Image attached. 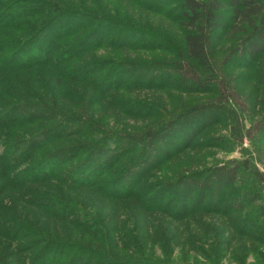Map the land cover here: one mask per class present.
<instances>
[{"label": "trees", "instance_id": "16d2710c", "mask_svg": "<svg viewBox=\"0 0 264 264\" xmlns=\"http://www.w3.org/2000/svg\"><path fill=\"white\" fill-rule=\"evenodd\" d=\"M110 1L0 0V136L12 139L0 140V195L9 188L26 191L40 214L37 224L30 222L23 214L28 207L16 209L18 199L5 207L10 215L0 213V238L28 239L10 255L1 253L0 264H168L175 248L186 258L185 249L202 242L218 246L214 239L221 236L209 238L207 221L197 233L188 229L202 219L196 214L208 215L213 205L225 217V193L245 183L241 171L249 167V177L264 185L262 172L238 160L178 176L176 171V179L163 183L143 182L191 149L223 115L229 138L239 146L243 137L264 130L263 121L245 128L240 115L246 102L231 79L217 73L208 51L220 29V38L232 43L222 62L256 60L264 79V0H169L176 3L171 11H178L182 36L166 64L136 55L167 50L166 38H157L134 14L112 17ZM126 1L157 13L162 0ZM100 48L135 56L126 62L95 57ZM159 68L172 71L177 83L214 96L138 135L104 127L98 108L110 102L107 94L126 90L130 81L139 83L136 89L148 87ZM138 105L121 99L113 107L126 122ZM163 215L179 226L161 227ZM156 248L163 258L154 256Z\"/></svg>", "mask_w": 264, "mask_h": 264}, {"label": "rangeland", "instance_id": "374dc122", "mask_svg": "<svg viewBox=\"0 0 264 264\" xmlns=\"http://www.w3.org/2000/svg\"><path fill=\"white\" fill-rule=\"evenodd\" d=\"M119 1L122 3L121 6L112 0L106 5V9L112 17L134 14V18L140 23L157 31V38L161 40L166 38L167 41V44L165 43L168 46L167 50L160 49L153 53L143 52L136 55L147 61L157 60L159 64H166L168 60L173 58L174 50H178L181 44L182 32L177 26L178 11H171L176 3L162 0L155 7L157 13H154L141 5L136 7L126 0ZM221 32L222 30L217 29L213 33L208 49L217 73L231 79L234 90L244 98L247 111L240 115V119L245 128L255 122H264V79L260 77L261 71L258 69V61L241 59L230 65H225L222 59L230 50L232 43L220 38ZM158 46L162 48V45L158 44ZM110 52L106 48H100L94 51V56L100 58L110 56L115 61L123 59L125 62L133 59H129L130 56H135V53L128 52L124 57H117ZM153 74H156V78L152 81L155 86L160 85L165 88H156L150 81L151 84L146 85L148 87L141 86L145 88L136 89L139 83L134 82L133 84L130 81V86L126 90H115L107 94V98H111L110 102L107 99L103 107L98 108L100 110L98 119L102 121L104 127L113 132L129 131L138 135L147 130L156 129L161 124L180 115L187 107L204 103L214 96L213 92L193 91L189 86L180 82L177 83L174 81V73L167 68L154 70ZM148 80L149 78L143 84H146ZM174 84H178L180 88L176 89V87H173ZM121 99L139 103L135 109H131V112L135 114L126 119V122L121 121L119 111L113 107ZM112 101L114 102L112 103ZM229 125L227 117L223 115L216 125L205 129L198 135L191 149L183 151V154L171 161L170 166L166 163L161 168L149 173L143 179V182L147 181L149 183L157 179L158 182L163 183L164 181L176 179V171L178 176L189 170L215 167L233 160L247 161L250 167H256L264 174V130L253 131L250 137H243V142L239 146L229 138ZM34 128L33 126L27 130H33ZM3 138V136H0V140H12L11 138ZM70 140L76 139L72 138ZM134 155L135 153L126 158H132ZM177 163L180 165H177ZM183 163L185 165L192 163L193 165L191 168L185 169L183 165L181 166ZM167 165L168 167H166ZM248 168L241 171L245 183L242 186H232L228 193H225L222 205L225 217L220 215L219 209L217 214L215 210L217 206L213 205L210 208L211 211H208V215L196 214L193 218L202 219L196 223L192 222L189 226L188 232L197 233L198 228L200 230L202 228V221H207V228L211 234L208 237L212 239L214 235L221 236L214 239L215 242H218V246L215 247L212 242H209V247H207L202 242L193 249H185L186 258L179 257L178 253L181 251V247L175 248L174 262H168V264H178L179 261H187L189 264H264V185L256 183V180L249 177ZM21 192L23 196L20 194ZM21 192L15 194L11 188L2 190L0 213L3 211L7 214L5 207L9 208L11 206L12 208V204L18 199L16 209L21 210L28 207L27 211L23 212L24 216L30 222L37 224L35 217L39 215L40 218V214L33 210L34 207L30 206L29 203L32 198L26 197L28 193L26 191ZM170 211L172 210L170 209ZM8 214L10 215V213ZM20 216L23 217L22 213ZM160 219L164 222L161 225L163 228L179 226L174 221H169L167 216H160ZM142 228L144 229L143 226ZM177 231L179 234L180 229L178 228ZM18 236L19 239H15L12 243L3 237L0 238V254L2 253L3 256L6 253L10 255L17 244L20 243V240L22 242L27 240L28 242V239L24 238L23 235ZM154 250V256L161 258V250L157 248ZM27 254L31 255L33 253L29 251ZM8 255L7 258L5 257V261H8ZM9 263L13 264L14 262L9 261Z\"/></svg>", "mask_w": 264, "mask_h": 264}]
</instances>
